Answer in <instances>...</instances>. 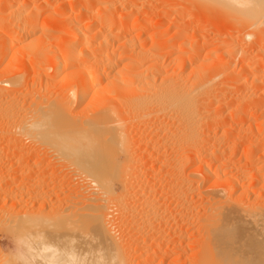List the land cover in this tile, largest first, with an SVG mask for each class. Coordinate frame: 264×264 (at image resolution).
Masks as SVG:
<instances>
[{
  "label": "bare ground",
  "instance_id": "bare-ground-1",
  "mask_svg": "<svg viewBox=\"0 0 264 264\" xmlns=\"http://www.w3.org/2000/svg\"><path fill=\"white\" fill-rule=\"evenodd\" d=\"M198 4L209 14L225 12L227 25L216 31L225 32L220 39L236 43L222 54L213 48L201 57V39L207 38L199 28L213 19H201ZM48 19L60 22L50 25ZM166 22L168 28H157ZM172 27H177L174 34L167 36ZM213 55L228 56L215 71ZM17 58L21 63L31 58V82L14 69ZM236 59L239 73L230 66ZM57 82L64 86L53 95ZM85 101L97 107L82 114ZM159 117L169 119L170 124L159 120L170 125L164 129L167 139L176 140L184 159L175 166L182 175L169 177L177 193L176 199L166 195L170 202L165 179L141 177L146 169L132 172L141 178L131 174L136 166L129 125ZM257 118L261 123L246 127ZM243 135L252 136L245 144V168L233 159ZM161 143L151 151H161ZM40 147L82 175H115L122 190L115 194L113 186L99 181L97 190L103 191L92 192L96 204L88 199L91 194L86 197L96 214L85 204V213H91L83 225L82 253L61 248L66 243L71 248V241L46 242L42 230L37 232L42 240L34 235L41 244L27 237L21 241L18 259L26 264H264V0H0V178H40L42 158L30 161ZM118 155H123L119 163ZM187 166H192L189 173ZM172 198L176 211L169 210L174 213L169 217ZM127 214L138 225L129 226L128 216L133 231L117 233L112 220ZM185 216L186 225H180ZM194 218L202 230L199 239Z\"/></svg>",
  "mask_w": 264,
  "mask_h": 264
},
{
  "label": "rangeland",
  "instance_id": "rangeland-1",
  "mask_svg": "<svg viewBox=\"0 0 264 264\" xmlns=\"http://www.w3.org/2000/svg\"><path fill=\"white\" fill-rule=\"evenodd\" d=\"M146 4H149L148 3V1H146ZM198 6H199V9H198ZM212 6H215V4H212L211 3V8H217V6H219V5H217L216 4V6L215 7H212ZM200 5L198 4L197 5V9H196V12H198V13H200L199 14V16L201 17V19H203V20H207L208 19V22L211 20V17L210 16H212V19H213V21L211 20L210 22H209V25L207 26H201L200 28H199V30L200 31H202L201 33H204V34H206V36H204L203 35V37L204 38H207V39H201V45H200V47H204V51L202 50L201 51V57L202 58H206V57H208V55L206 54V53H208V50H210V49H213V48H217L218 49V51H219V54L221 53H223V52H225L230 46H233V45H235V43L236 42H234V44H232L233 43V41H232V43H228V42H230L229 40L227 41V40H225V39H220L221 37H224L226 34H225V32H222V33H218L217 31H216V27L217 26H221V25H223L224 24V26L225 25H227V23H226V20L223 18V17H226V15H225V12L224 13H216V12H214L213 13V11L211 12L210 11V14H209V9L207 10V9H204V8H201V9H203L202 11L200 10ZM203 7H209V6H203ZM210 8V7H209ZM210 8V9H211ZM219 8V7H218ZM184 9H186V8H184ZM212 10V9H211ZM220 10H222L221 8H220ZM204 11V12H203ZM205 11H207V13L205 12ZM215 11H217L216 9H215ZM218 11H219V9H218ZM216 13V14H215ZM212 14V15H211ZM172 15H170V16H168L169 18L171 17ZM208 16V17H207ZM206 17V18H205ZM210 17V18H209ZM210 19V20H209ZM216 19V20H215ZM49 20V19H48ZM48 20H46V22L48 21ZM55 21V20H54ZM53 20H49L48 21V23L50 24V25H53L54 23L56 24V25H58V23L60 22L59 20H56L55 22H54ZM59 21V22H58ZM216 21H218V23L216 22ZM221 21V22H220ZM58 22V23H57ZM215 22V23H214ZM47 23V24H48ZM168 22H166L165 24L163 23L160 27H157L159 30H161V29H166V28H168V24H167ZM212 24V25H211ZM213 24H216V26H214ZM218 24V25H217ZM210 26V27H209ZM212 26V27H211ZM214 27V28H213ZM156 28V29H157ZM176 28L177 27H172V29H170L168 32H166V34H167V36H168V34L171 36L172 34H174V32L173 31H175L176 30ZM206 28V29H205ZM208 28V29H207ZM155 29V30H156ZM175 29V30H174ZM212 29V30H211ZM152 31V30H151ZM207 32H208V34H207ZM219 35H218V34ZM219 36V37H218ZM221 36V37H220ZM210 39V40H209ZM212 40V41H211ZM225 40V41H224ZM205 41V42H204ZM202 42H204V45H202ZM205 43H207V44H205ZM226 45H225V44ZM230 46H229V45ZM228 45V46H227ZM220 49V50H219ZM206 50V51H205ZM205 52V53H204ZM205 54V55H204ZM207 55V56H206ZM216 55H213L212 56V59L213 60H211V61H215V63H213V65H212V67H211V65H210V69L212 70V71H215V70H218V69H216V68H218L219 67V63H221V62H223V61H225V60H227L228 59V56H226V55H224L222 58H220L219 59V57L217 58V56H216V58H215V60H214V58L213 57H215ZM210 58L209 59H211V56H209ZM21 59L23 58V57H20ZM21 59H18L17 58V61H18V63H20V64H23V66L22 65H20V64H17V63H13L15 66H17L16 68H14V69H17V70H20V71H17V70H15V71H17V73H19V74H22L23 72H25V73H27L28 75H27V77H28V79H29V82H31L32 81V79H31V77H32V69H33V64L30 62V60H31V58H29V61H27L28 60V58H24L23 59V62L21 63ZM164 59V58H163ZM237 59H239V58H237ZM237 59L236 60H234V61H232L233 63H231L230 64V66H231V69H235V71L237 72V73H239L237 70L239 69V66H240V60H238L237 61ZM223 60V61H222ZM166 61H168V60H166ZM209 61V60H208ZM220 61V62H219ZM237 63H236V62ZM14 62H16V60L14 61ZM28 62V63H27ZM207 62V61H206ZM219 62V63H218ZM235 62V63H234ZM25 63H27V64H25ZM218 63V64H217ZM26 66H25V65ZM166 64H168L167 62H166ZM236 65V68H235V65ZM234 67H233V66ZM214 66V67H213ZM14 67V66H13ZM23 67V68H22ZM24 67H26V68H24ZM32 68V69H31ZM238 68V69H237ZM182 77L183 76H181V78H180V81L182 82L183 81V79H182ZM184 77H185V79L188 77V74H185L184 75ZM182 79V80H181ZM177 81H179V80H177ZM179 81V82H180ZM64 86V85H62L61 83H59V82H57L56 84H54L52 87L54 88V91H52V93H53V95H54V92L55 93H57L59 90H60V88H62V87ZM51 87V88H52ZM59 88V89H58ZM52 90V89H51ZM56 90V91H55ZM93 104V103H92ZM95 105H96V103H95ZM93 106H94V104H93ZM92 105H90V103H88V101H85L83 104H82V106H81V109H83L82 111H80V112H83L82 114H85L86 112L88 113H90V112H92L91 111V109H90V107L91 108H96L97 106H94L93 107ZM255 111V110H254ZM253 110L251 111L250 110V114H252V113H255ZM86 113V114H87ZM259 114V113H258ZM159 119H161V120H163V122H165L166 121V123L168 122L169 124H170V121H169V119H168V121H167V117H165V118H161V117H159V118H155L154 119V121H153V119L150 121V122H145V123H134V124H130V125H134V126H136V127H134L133 126V128H132V126H130L129 125V129H130V127H131V129H130V134H131V139H132V143H130V145H129V147H130V152L132 153V157L135 155V157H133L134 159H133V163H135L134 165H133V163H132V167H135V168H132L131 170H133V171H131V174L133 175L134 173L136 174V172H137V174H138V172L140 171H143V169H146L145 171H143L144 173H142L141 172V175H140V173H139V176L137 177L135 174L132 176L131 174H130V176H132L133 178H139L140 176L141 177H143V178H148L147 176H149L150 178L152 177V178H155L156 176V178H163L162 180H164L165 181V186H166V189H168L169 191L167 192L166 191V194H165V197H167V196H170L171 197V195H172V197L174 198V199H176V197H177V193H175L176 191V187H175V190H174V186H173V188L171 187V186H169L170 184H168L169 183V180H170V178H172V179H177L178 177H180L181 175H179L178 173H177V166L179 165V167H180V164L182 163L183 164V162L181 161V163H178V161H180V158H181V160H184L183 158H182V156H180V155H182V154H179V151L177 150V142L174 144V140L172 141L171 139H167V138H169L167 135H166V133H165V131H164V129H165V126L166 127H170V125L169 124H167V125H169V126H167L166 125V123H161V120H159L160 122H159V124H158V120ZM259 118H257V120L255 121V122H257V123H255V124H253V125H248V124H245L246 125V127H251V126H254L255 127V125H257V124H259V123H261V119H259ZM150 123V124H149ZM138 126H141L140 128L139 127H137V125ZM156 124V125H155ZM163 124H165V125H163ZM146 125V126H145ZM155 125V127H152V126H154ZM244 125V126H245ZM156 126H157V128H159L158 126H162L161 128H162V130L161 129H157L156 128ZM245 127V128H246ZM142 128H143V130H142ZM150 128V129H149ZM133 129V130H132ZM146 131H145V130ZM155 129H156V131H155ZM141 130H142V132H141ZM150 130H152V134L150 133ZM160 131V132H158V133H156L157 131ZM131 131H132V133H131ZM153 131H154V133H153ZM163 131H164V133H163ZM144 132H147V133H144ZM162 132V133H161ZM139 133V134H138ZM143 133V134H142ZM133 134V135H132ZM144 134L146 135L145 137H144ZM155 134V135H154ZM163 134V135H162ZM149 135H153L152 136V138H151V136H149ZM157 135V136H156ZM159 135H161L162 136V138H161V136H160V138L158 137ZM142 136V137H141ZM156 136V137H155ZM149 137V138H148ZM159 139H158V138ZM141 138H144L143 140L141 139ZM146 138V139H145ZM148 138V139H147ZM164 138H165V141H164ZM250 138H252V136H250V135H243L242 136V139H240V141H242V144H241V146H240V150L239 151H237V153L236 154H234L233 155V159L234 160H236V159H238L239 160V164H240V166L243 164V166H241V167H243V168H245L246 167V162H245V160H246V155H248L247 154V152H249V150L247 149V148H245V144L247 145V143H249V141H251V139ZM139 139H141L142 141H140ZM151 139V140H150ZM157 139V140H156ZM170 140V141H167V140ZM250 139V140H249ZM145 140V144H143L142 142ZM162 140V141H161ZM137 141L138 142H140V143H138L137 144ZM149 141H151V142H149ZM159 141V142H158ZM176 141V140H175ZM245 141V142H244ZM158 142V143H157ZM162 142V143H161ZM150 143V144H149ZM155 143V144H154ZM160 143L161 144H163L161 147L162 148H160L161 149V151L160 150H156V153H157V155H156V153H155V151H154V149H153V151H151V149L152 148H154L155 146H157V144L158 145H160ZM171 143H173V144H171ZM134 144V145H133ZM140 144V145H139ZM147 144H149V145H147ZM155 145V146H152V145ZM175 145H176V147H175ZM182 145L184 146V148H185V151H186V145L185 144H183L182 143ZM146 146H148V147H146ZM244 146V147H243ZM135 147V148H134ZM146 147V148H145ZM151 147V148H150ZM168 147V148H167ZM43 148V147H42ZM41 147L40 148H38V149H36V151L35 152H38V155H36L35 153H33V155H31V157H30V161H34L35 159H37L36 157H38L39 159L40 158H42V160H40V165H38V166H42L41 167V173L43 174V172H44V174L42 175L41 173H40V176L42 177V176H44V175H48L49 177L48 178H0V264H26L23 260H21V258H19L18 259V255L20 254V252H21V241L23 240V239H26V237L27 238H30V241L31 242H33L34 240H36V241H34L33 242V244L36 242L37 244L40 242V240H42L41 238H38L37 237V234L40 232V233H43L42 232V230L43 231H45V234H43L44 235V237H46V235H47V237L49 238V235L50 236H54L53 238L52 237H50L49 239L47 238H45V241L46 240H48L49 242H50V240L51 241H53L54 239H56V238H58V240L56 239V240H54L53 242H59V238H61L62 240H60V242L62 241L63 242V244H64V241L65 242H69V241H71L69 244L71 245V248H76L75 250L73 249H71V248H69V247H67V243H66V246H65V244L63 245L62 244V242L60 243V245H63L61 248L62 249H65L66 248V250H71V251H79L80 250V245L79 244H81L82 245V241H84L83 239H84V232H86V226H83V225H87V221L89 220V218L87 219L86 217V215H88V214H90L91 212H93V208H94V204H96L95 202H96V200L94 199L95 197H98V195L97 194H94V193H98L99 194V192L100 191H103V189H98L97 190V188H99V187H101V186H107V185H109L110 187H112L113 186V191H114V193L116 192V193H118V191H119V193H121L120 191L122 190L121 189V186H120V184L118 183L119 181H118V179H116V178H114V177H116L115 175L114 176H108V177H104V178H101L100 179V177H96V175H94V174H92V175H89V177H88V175H86L84 172V174L83 175H85L86 176V178H83V177H85V176H83L82 175V172H80V171H77V169H75L76 167H74V166H67L68 164H67V162H66V164H65V166H64V163L65 162H63L61 159H59V158H57V157H54V156H56V154L54 155V153L52 154V152H47V150H44V148L42 149ZM133 148V149H132ZM140 148V149H139ZM165 148V149H164ZM40 149H42V150H40ZM169 149H170V151H169ZM172 149V150H171ZM243 149V150H242ZM39 150V151H38ZM141 150V151H140ZM174 150V151H173ZM244 150H245V152H244ZM246 150H248L247 152H246ZM45 151H46V154H43V153H45ZM152 153H151V152ZM159 153H158V152ZM139 152H141V153H139ZM175 152V153H174ZM153 153H155L154 155H153ZM242 153V154H241ZM34 154H35V156H34ZM42 154V155H41ZM150 154H152V155H150ZM240 154H241V156H240ZM246 154V155H245ZM47 155V156H46ZM137 155V156H136ZM141 155V156H140ZM227 155H230V153H228ZM45 156V157H44ZM139 156V157H138ZM237 156V157H236ZM34 157H35V159H34ZM153 157V158H152ZM159 157H160V159H159ZM243 157H244V159H243ZM32 158H33V160H32ZM58 159V160H57ZM119 159V160H118ZM158 159V160H157ZM168 159V160H167ZM62 162H61V161ZM118 160V161H117ZM123 160V155H118L117 156V159H116V161H117V163H119V161L121 162ZM154 160H156V161H154ZM207 161H208V159H206ZM205 160V162H207ZM143 163H142V162ZM153 162H156V164L155 163H153ZM158 162V163H157ZM163 162H165L166 164L164 165V163ZM243 162V163H242ZM245 162V163H244ZM161 163V164H160ZM162 163H163V165H162ZM173 165H172V164ZM178 163V164H177ZM41 164H44V165H41ZM63 166H62V165ZM143 166H142V165ZM158 164H159V166H158ZM170 164V165H169ZM58 165H60V166H58ZM117 165L118 164H116V167H117ZM153 165V166H152ZM155 165L156 166H158L159 168L157 169V167L155 168ZM161 165V166H160ZM172 165V166H171ZM67 166V167H66ZM163 166H165V167H163ZM176 166V167H175ZM196 166V165H195ZM51 167V168H50ZM68 167H69V169H68ZM71 167H73L72 169L74 170H76L75 172L76 173H74V171H72V169H71ZM141 167V168H140ZM149 167V168H148ZM161 167L162 168H164L163 169V171H161L162 169H161ZM137 168V169H136ZM139 168H140V170H139ZM153 168V169H152ZM169 168V169H168ZM191 168H192V166H187L186 167V172H187V170L189 171V170H191ZM42 169H43V171H42ZM66 169V170H65ZM142 169V170H141ZM172 169V170H171ZM62 170V171H61ZM45 171H47V173H45ZM136 171V172H135ZM176 171V172H175ZM52 172V173H51ZM77 172H80L79 174H77ZM132 172H134V173H132ZM146 172V173H145ZM149 172V173H148ZM170 172V173H169ZM174 173V174H173ZM176 173V174H175ZM187 173H189V172H187ZM53 175V176H51V175ZM145 174H146V176H145ZM156 176H155V175ZM55 175V176H54ZM70 175V176H69ZM144 175V176H143ZM174 175V176H173ZM65 176V177H64ZM154 176V177H153ZM176 176H178L177 178H176ZM53 177V178H52ZM96 177V178H95ZM131 177V178H132ZM140 177V178H141ZM170 177V178H169ZM183 177L184 178H187L186 177V174L184 175L183 174ZM182 177V178H183ZM88 178V179H87ZM114 178V179H113ZM91 181H90V180ZM94 181H93V180ZM104 179H105V181H104ZM111 179V180H110ZM168 179V180H167ZM87 180V181H86ZM108 180H109V182H108ZM113 180V181H112ZM88 181H90L91 182V184H89L90 182H88ZM97 182V186L95 185L96 184V182ZM100 181V182H99ZM166 181H168V182H166ZM85 182V183H84ZM88 182V183H87ZM100 183V185L101 186H98V184ZM101 182H103V184L101 183ZM117 184H116V183ZM37 183V184H36ZM87 183V184H86ZM92 183L95 185H92ZM106 183H107V185H106ZM89 184V185H88ZM88 185V186H87ZM92 187H91V186ZM167 185H168V187H167ZM90 186V187H89ZM94 186V187H93ZM184 187H185V185H184ZM81 188V189H80ZM84 188V189H83ZM93 188H95V189H93ZM170 188V189H169ZM86 189V190H85ZM52 190V191H51ZM83 190V191H82ZM171 190V191H170ZM174 190V191H173ZM91 193H90V192ZM159 191H160V188H159V190H158V193H159ZM92 192H94L93 193V196H92ZM123 192V191H122ZM125 192V191H124ZM85 193V194H84ZM88 195H87V194ZM115 193V194H116ZM171 193V194H170ZM41 194V195H40ZM67 194V195H66ZM91 194V196H89ZM100 194H101V192H100ZM75 195V196H74ZM78 195V196H77ZM95 195V196H94ZM110 195V196H109ZM108 196L112 199L113 197H111V195L113 196L114 194H112V193H110ZM157 195H159V194H157ZM167 195V196H166ZM52 196V197H51ZM77 196V197H76ZM89 196V197H88ZM176 196V197H175ZM49 197V198H48ZM86 197H88V199L90 200V202H92V201H94V204H92V203H89L88 202V199H87V201H86ZM94 197V198H93ZM93 198V199H92ZM173 198H172V203H171V205H170V207H171V209L169 208V202H170V199H168V197L166 198V200L167 201H169V202H167V203H169V204H167V208H169L168 209V214H169V217H171V215L172 214H174L175 213V211H173L175 208H174V206H175V203H176V200L174 201L173 200ZM64 199V200H63ZM66 199V200H65ZM68 199V200H67ZM110 199V200H111ZM59 200V201H58ZM195 201H196V198L194 199ZM75 201V202H74ZM199 199H198V203H199ZM32 202V203H31ZM45 202V203H44ZM65 202V203H64ZM43 203L45 204V205H43ZM196 203V202H195ZM201 203V202H200ZM85 204H87L88 205V207H87V205H85ZM92 205V206H90V205ZM70 205V206H69ZM40 206H41V208H40ZM84 206L85 207H87V208H89V207H91V208H89V211H91V209H92V211L91 212H86L85 213V211H86V209L84 208ZM111 207V206H110ZM116 207V206H115ZM114 207V208H115ZM52 208V209H51ZM55 208V209H54ZM112 208V207H111ZM110 208V209H111ZM113 208V209H114ZM174 208V209H173ZM39 209V210H38ZM81 211H80V210ZM173 209V210H172ZM58 210V211H57ZM88 210V209H87ZM109 210V209H108ZM169 210L170 211H173L172 213L170 212L169 213ZM41 211V212H40ZM48 211H50V212H48ZM77 211V212H76ZM94 211L95 212H93L94 214H96V210L94 209ZM110 211V210H109ZM115 211V212H114ZM33 212V213H32ZM84 212V213H83ZM111 212H112V210H111ZM113 212L114 213H116L117 211L114 209L113 210ZM55 213V214H54ZM92 213V215L94 216V214ZM47 214V215H46ZM74 214H76L75 216H74ZM85 214V215H84ZM41 215V216H40ZM55 215V216H54ZM70 215V216H69ZM116 215V214H115ZM118 215V214H117ZM126 215H124V216H122V217H124V218H120V220H119V218H116V219H114V220H112V222H111V225H112V227L113 228H115L114 230L117 232V233H119V231H120V229H121V232L122 231H124V229L123 228H125V231L124 232H120L121 234H126L125 232H129V231H133V228H131L132 226H134L136 223V226L138 225V223L139 222H136V223H134V219L133 218H131V216H130V214L128 215L127 214V216L125 217ZM129 216V217H128ZM203 216L205 217V215L203 214ZM84 217V218H83ZM127 217H128V220L130 221L131 219H132V221H130V225H129V221H127ZM197 217V216H196ZM40 218V219H39ZM60 218V219H59ZM70 218V219H69ZM42 219V220H41ZM59 219V220H58ZM87 219V220H86ZM122 219H126L125 220V222L122 220ZM171 219H172V221H171ZM69 220V221H68ZM83 220V221H82ZM123 221V223H121L122 221ZM169 220H170V223L173 225V218H169ZM193 220H195V221H193ZM32 221V222H31ZM61 221V222H60ZM64 221V222H63ZM85 221V222H84ZM117 221H120V222H117ZM127 221V222H126ZM193 223H192V225H193V227L196 225H198V223L196 222V218H194V219H192L191 220ZM40 222V223H39ZM45 222V223H44ZM51 222H53V223H51ZM54 222H55V224H54ZM69 222V223H68ZM182 222V223H181ZM180 222V225L181 224H185L186 225V223H187V218H186V216H185V218H183V221H181ZM194 222H196L195 224H194ZM27 223V224H26ZM47 223V224H46ZM85 223V224H84ZM119 223V224H118ZM125 223V224H124ZM127 223H128V225L129 226H131V227H128L127 228ZM82 224V225H81ZM114 224V225H113ZM122 224V225H121ZM132 224V225H131ZM134 224V225H133ZM37 225V226H36ZM74 225V226H73ZM116 225H117V227H116ZM121 225V227L119 228V229H117L119 226ZM40 226V227H39ZM44 226V227H43ZM58 228H57V227ZM60 226V227H59ZM81 226V227H80ZM124 226V227H123ZM135 227V226H134ZM37 228V229H36ZM44 228V229H43ZM46 228V229H45ZM127 228V229H126ZM24 229V230H23ZM123 229V230H122ZM129 229V230H128ZM195 229V230H194ZM192 231H193V233L195 232L196 233V235H195V233H194V235H195V237H196V239H197V236H198V239H199V235H201L200 233H202L201 231L202 230H198V226L196 227V228H194ZM54 230V231H53ZM75 230V231H74ZM39 231V232H38ZM83 231V232H82ZM199 231V233L197 234V232ZM32 232V233H31ZM36 232V233H35ZM38 232V233H37ZM128 232H127V234H128ZM33 233H35V234H33ZM47 233H49V234H47ZM52 233H53V235H52ZM76 233V234H75ZM78 233H79V235H78ZM32 235V236H31ZM37 237V239H40V240H37V239H35L36 237ZM61 235V236H60ZM64 235V236H63ZM29 236V237H28ZM58 236V237H57ZM80 236V240L78 239V237ZM63 237V238H62ZM194 237V238H195ZM64 238H65V240H64ZM77 238V239H76ZM34 239V240H33ZM67 239V240H66ZM76 239V240H75ZM195 239V240H196ZM82 240V241H81ZM48 241H46V242H48ZM80 241V242H79ZM200 241V240H199ZM199 241L197 240V242L193 245V250L194 251H197L196 249H197V247H198V249H199ZM73 242H75L76 244H78V246H76V244L75 243H73ZM82 242V243H81ZM35 243V245H37ZM42 243V241L40 242V244ZM73 243V244H72ZM68 244V245H69ZM197 244V245H196ZM55 245H57V243H55ZM72 245H75V246H72ZM196 245V246H195ZM80 246V247H79ZM68 248V249H67ZM77 248H79V249H77ZM82 248V247H81ZM191 248V249H192ZM190 249V250H191ZM68 250V251H69ZM82 250L83 249H81V251H79V252H81L82 253ZM192 251V250H191ZM193 251V252H194ZM188 252H189V250H188ZM17 256V257H16ZM20 260V261H19Z\"/></svg>",
  "mask_w": 264,
  "mask_h": 264
}]
</instances>
